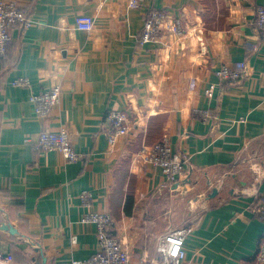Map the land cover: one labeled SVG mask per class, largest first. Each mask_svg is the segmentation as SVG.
Returning a JSON list of instances; mask_svg holds the SVG:
<instances>
[{"label": "crops", "instance_id": "obj_1", "mask_svg": "<svg viewBox=\"0 0 264 264\" xmlns=\"http://www.w3.org/2000/svg\"><path fill=\"white\" fill-rule=\"evenodd\" d=\"M4 1L31 22L10 31L0 62L1 254L14 264L84 261L99 247L95 225L81 219L98 212L111 215L132 263L153 264L157 240L184 229L182 264H255L264 241V40L255 17L264 0H147L139 9L129 0ZM152 11L167 23L140 45ZM81 15L93 17L92 31L76 30ZM172 23L178 33L167 31ZM239 61L242 81L216 79ZM21 78L28 87L11 84ZM55 85L59 102L43 120L29 97ZM111 111L131 124L113 145ZM45 129H65L82 159L40 153ZM164 136L186 159L176 184L137 158Z\"/></svg>", "mask_w": 264, "mask_h": 264}, {"label": "built area", "instance_id": "obj_2", "mask_svg": "<svg viewBox=\"0 0 264 264\" xmlns=\"http://www.w3.org/2000/svg\"><path fill=\"white\" fill-rule=\"evenodd\" d=\"M147 0H129L128 8L139 9ZM30 14L21 9L14 1L0 0V62L6 58L10 44V31L16 27L26 29L30 25ZM167 23L166 14L162 11H152L145 19L140 33L139 43L145 45L153 43L159 38L160 29ZM255 25L264 40V5L256 8ZM167 31L178 33L175 23L165 25ZM75 28L78 31H92L94 20L91 16H78L75 20ZM247 76V63L239 61L232 68L222 66L215 71V77L220 83L235 84ZM17 87H28L29 80L21 78L11 83ZM215 85H210L206 90V96L211 98ZM61 94L59 85L42 91L31 93L30 103L33 105L37 117L46 119L53 108L58 104ZM108 135L110 145L115 143L116 137L128 134L131 124L126 113L111 111L107 115ZM36 149L40 153L59 151L68 162L81 160L83 155L78 153L73 146L69 133L65 129L58 131L42 130L36 140ZM138 160L145 164L158 167L169 184H176L186 177V159L180 152L173 150L168 138L164 136L161 141L149 146H142L137 152ZM91 193L83 191L80 200L84 207H89ZM81 223H91L96 227V236L99 250L84 261L73 260L63 264H139L132 263L130 255L123 248L122 242L114 236V220L109 213H89L81 219ZM186 231L174 229L162 235L156 242V258L153 264H182L185 258L184 241ZM72 242L76 237L71 238ZM0 264H14L8 256L0 252ZM255 264H264V241L259 247Z\"/></svg>", "mask_w": 264, "mask_h": 264}, {"label": "water", "instance_id": "obj_3", "mask_svg": "<svg viewBox=\"0 0 264 264\" xmlns=\"http://www.w3.org/2000/svg\"><path fill=\"white\" fill-rule=\"evenodd\" d=\"M216 194H217V190L215 189V190L212 191L210 197H214ZM1 228L4 229V230H8L10 232L14 231V229L12 227H10L9 225H2Z\"/></svg>", "mask_w": 264, "mask_h": 264}, {"label": "trees", "instance_id": "obj_4", "mask_svg": "<svg viewBox=\"0 0 264 264\" xmlns=\"http://www.w3.org/2000/svg\"><path fill=\"white\" fill-rule=\"evenodd\" d=\"M140 33H141V32H140ZM139 37H140V35H139ZM130 202H131V199L128 198V202H127V203L129 204Z\"/></svg>", "mask_w": 264, "mask_h": 264}]
</instances>
